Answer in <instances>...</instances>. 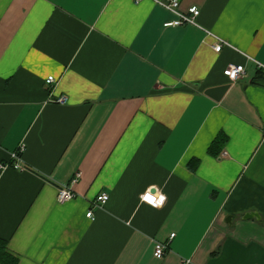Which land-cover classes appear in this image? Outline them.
Returning a JSON list of instances; mask_svg holds the SVG:
<instances>
[{
  "label": "crops",
  "instance_id": "1",
  "mask_svg": "<svg viewBox=\"0 0 264 264\" xmlns=\"http://www.w3.org/2000/svg\"><path fill=\"white\" fill-rule=\"evenodd\" d=\"M157 1L0 0V239L18 264H264V0H179L200 15L178 26Z\"/></svg>",
  "mask_w": 264,
  "mask_h": 264
},
{
  "label": "built area",
  "instance_id": "2",
  "mask_svg": "<svg viewBox=\"0 0 264 264\" xmlns=\"http://www.w3.org/2000/svg\"><path fill=\"white\" fill-rule=\"evenodd\" d=\"M141 0H136L138 3ZM159 5H161L163 8L167 9L168 11L172 12L176 16V20L172 23H169L168 25H184V24H191V25H197V18L200 15V9L196 6L191 7L187 12H183L180 10V1L179 0H159L157 1ZM224 46H228V43L217 38L216 42L213 44V49L215 52H221ZM257 67L261 72H264V65L257 62ZM224 74L226 77H228L231 81H237L241 77H243L246 74V69L243 65H229L226 70L224 71ZM47 85L51 86L53 85L56 80L54 77H49L47 79ZM67 101L66 97L62 96L56 100V103L59 104H65ZM25 151V145H21L17 152L12 154L13 160H19L21 157V154ZM4 165H1V168ZM16 169H23V165L21 163H14L13 165ZM80 178V174H77L75 179L71 182L69 186H62L59 187L57 190V201L59 203H66L71 200H73L76 197V194L74 193L72 186L78 181ZM145 196L144 198H146ZM109 200V195L106 193H102L99 195L94 203V208L102 209L104 205ZM87 217L93 219V211H89L87 213ZM175 235L172 234L171 238H173ZM167 251V244L164 243H157L154 250L155 257L162 259Z\"/></svg>",
  "mask_w": 264,
  "mask_h": 264
},
{
  "label": "trees",
  "instance_id": "3",
  "mask_svg": "<svg viewBox=\"0 0 264 264\" xmlns=\"http://www.w3.org/2000/svg\"><path fill=\"white\" fill-rule=\"evenodd\" d=\"M225 142L226 138L224 136L217 137L210 147V152L214 154L218 153V151L222 149ZM195 166H193L192 169H195ZM0 264H18V259L8 253L7 242L2 239H0Z\"/></svg>",
  "mask_w": 264,
  "mask_h": 264
},
{
  "label": "water",
  "instance_id": "4",
  "mask_svg": "<svg viewBox=\"0 0 264 264\" xmlns=\"http://www.w3.org/2000/svg\"><path fill=\"white\" fill-rule=\"evenodd\" d=\"M252 218H259V215L257 213H248L245 216V219H252ZM231 220H232V217L230 216V217H228L227 222L231 223Z\"/></svg>",
  "mask_w": 264,
  "mask_h": 264
}]
</instances>
